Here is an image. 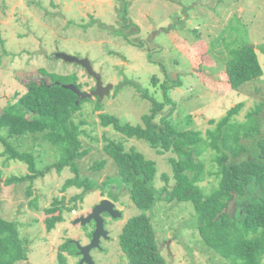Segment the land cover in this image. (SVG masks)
I'll return each instance as SVG.
<instances>
[{
    "label": "rangeland",
    "instance_id": "1",
    "mask_svg": "<svg viewBox=\"0 0 264 264\" xmlns=\"http://www.w3.org/2000/svg\"><path fill=\"white\" fill-rule=\"evenodd\" d=\"M242 43L254 46L263 75L232 88L226 75L228 52ZM56 52L89 58L103 84H111L112 88L98 100L101 108L96 109V98H91L74 115L75 122H83L80 138L83 148L89 149L88 154L76 160L78 173L70 166L60 173L53 167L31 183L25 180L5 184L10 176L31 173L25 162L7 159L5 145L0 141V216L15 222L27 248V258L14 264H57L60 246L67 240L86 244L92 225L82 226L73 221L87 216L94 205L107 197L102 192L110 188L115 193L119 191L116 205L122 216L111 221V238L101 243L104 251L96 250L90 255L95 264H129L120 248L119 236L129 218L142 210L130 200L117 177V165L103 151L106 135L123 140L127 147L134 146L147 158L156 160L158 171L153 187L163 197L146 214L166 263L231 264L207 244L195 227L192 203L165 199L172 192L164 188L173 183L169 158L176 157V153L158 154L144 141L125 139L111 126H102L100 115L109 113L123 122L137 124L143 114L151 112L143 91L164 102L161 86L167 82V95L172 102L154 121L167 117L179 130L199 132L206 140L200 155L193 157L204 164L205 173L198 185L204 194H209L220 178L218 153L208 145V131L216 129L217 123L236 105L241 107L232 121L244 122L248 112L264 103V0H0V112L25 91L19 80L25 84L31 79L48 81L47 73L66 77L74 74L81 90L90 91L95 86L83 67L55 58ZM64 82L73 83L69 77ZM117 86L122 87L119 92ZM256 117L262 130L259 137H263L264 106ZM242 141L252 151L254 140ZM9 142L30 152L34 140L28 136L20 141L11 138ZM35 142V157L39 159L41 154L45 163L53 162L56 153L52 147L44 148L41 140ZM250 155L253 157L254 151ZM248 156L244 154L238 159ZM100 159H106L105 166L92 169ZM38 165L44 167L43 162ZM163 174L169 176L168 185ZM76 177L87 178L94 186L88 191L71 186L63 192L66 180ZM81 193L82 198L74 199ZM62 198V220L48 231L46 218L58 215L59 211L45 210ZM261 199L264 186L253 177L244 186V194L234 193L224 212L238 220L247 203ZM63 253L67 264H80L76 254Z\"/></svg>",
    "mask_w": 264,
    "mask_h": 264
},
{
    "label": "trees",
    "instance_id": "2",
    "mask_svg": "<svg viewBox=\"0 0 264 264\" xmlns=\"http://www.w3.org/2000/svg\"><path fill=\"white\" fill-rule=\"evenodd\" d=\"M228 53L226 75L232 88H237L263 75L257 51L252 44L242 43L236 48H229ZM46 75L48 81L39 78L27 80L24 84L19 80L25 91L15 102L10 103L0 112V141L6 148L4 155H7V159L25 162L31 173L20 177L10 176L6 178L5 184L22 183L25 180L31 183L33 179L45 175L53 167L60 173L65 167L70 166L78 173L76 160L89 153L88 148H83L80 138L83 122H75L74 115L83 103L91 98L81 99L77 103L78 96L62 86L68 84L64 79L69 77L72 84L81 89V85L76 83V75L67 77L55 73ZM127 83L137 87L133 82ZM168 85L165 82L161 86L164 102L156 100L147 91H143V97L151 104V112L143 114L141 122L130 124L123 122L116 115L104 113L100 115L102 126H111L125 139L134 138L144 141L158 154L176 153V157L169 158L173 183L169 188H164L166 192H172L171 195H166L165 199L192 203L196 211L195 227L201 232L207 244L218 250L231 264H264V199L247 203L245 212L238 220L231 219L224 212L234 193L244 194V186L250 183L253 177L257 183L264 186V136L259 137L262 130L260 121L256 117L264 103L258 104L248 112L244 122H235L232 121V116L239 111L241 105L238 104L217 123L216 129L208 131L211 138L208 145L218 153L217 177L220 180L217 187L209 194H204L198 185L205 173L204 164L200 160H194L193 154L200 155L207 145L206 140L199 132L179 130L178 126H174L167 117H163L161 122L154 121L165 105L172 102L167 95ZM121 88L117 86V92ZM94 98H96V109L101 108V104L97 103L101 98ZM28 136H32L34 140L30 152L21 151L18 145L13 146L9 142L11 138L20 141L22 137ZM252 139L254 143L251 144L253 146L251 151L242 140L248 142ZM38 140H41V146L44 148L51 146L55 151L53 162L45 163V160L41 159V154L39 159L35 157V141ZM104 140L106 143L103 151L117 165V177L121 185L129 193L134 206L142 210L141 213L130 217L123 226L119 236L121 250L128 258L129 264H167L160 251L150 216L146 214V211H152L157 200L163 197L153 187L158 171L156 160L147 158L134 146L127 147L123 140L107 135ZM42 150L46 152L45 149ZM250 151H254L253 157ZM244 154L249 155L247 159L239 160L238 158ZM41 162L44 163V167H39L38 164ZM105 163L106 159L97 160L91 168L101 169ZM163 178L168 185L169 176L163 174ZM71 186L84 187L83 191H88L94 184L87 178H68L63 184L62 191H66ZM114 191L110 188L102 193L118 201L119 191L116 193ZM28 193H31L30 188ZM82 196L83 193L75 196L74 199ZM63 204L64 198L55 200L53 206L45 210L46 213L59 211L58 215L46 218L48 231L54 228L57 221L62 220ZM18 233L15 222L7 221L0 216V264H14L27 258L25 242L20 239ZM76 251L75 243L67 240L60 246L57 264H67L63 252L75 255Z\"/></svg>",
    "mask_w": 264,
    "mask_h": 264
},
{
    "label": "water",
    "instance_id": "3",
    "mask_svg": "<svg viewBox=\"0 0 264 264\" xmlns=\"http://www.w3.org/2000/svg\"><path fill=\"white\" fill-rule=\"evenodd\" d=\"M54 57L62 59L65 62L76 63L80 65L84 68L87 74L95 80V87L90 91H83L72 83L62 85L64 88L72 90L78 96V100L76 101L77 103L79 102V100L84 98L99 97L102 99L104 96L109 94L112 85L103 84L101 74L93 69L89 58H80L64 52H56L54 53ZM114 206L115 203L112 200L104 198L93 207L92 212L89 215L80 216L73 221L74 224L80 223L81 225H86L91 221H94L95 223V227L89 243L82 245L79 241L74 242L78 249V254L81 256L80 264H95L90 255V251L94 248H100L101 238H108V232L104 228V219L102 218V214L107 213L112 218L121 217V213L117 209H115Z\"/></svg>",
    "mask_w": 264,
    "mask_h": 264
},
{
    "label": "flooded vegetation",
    "instance_id": "4",
    "mask_svg": "<svg viewBox=\"0 0 264 264\" xmlns=\"http://www.w3.org/2000/svg\"><path fill=\"white\" fill-rule=\"evenodd\" d=\"M105 198H107V197H105ZM104 199V198H103ZM102 199V200H103ZM108 199H110L109 197H108ZM114 203H115V206H114V208L115 209H117L120 213H121V216H122V212L118 209V206L116 205V202L117 201H115V200H112ZM95 206V205H94ZM93 206V207H94ZM93 207H92V209H93ZM92 212V210L87 214V215H89L90 213ZM102 218L104 219V228L107 230V232H108V238H107V240H109L111 237H110V231H109V225H110V223H111V221H116V219H119V218H121V217H119V218H112L109 214H107V213H103L102 214ZM87 225H92V227H93V229H92V231H91V233L89 234V241L87 242V243H89L90 242V240H91V235H92V232H93V230H94V227H95V223H94V221H91L90 223H88ZM83 226V225H82ZM86 226V225H85ZM103 240H106V239H103V238H101V240H100V248L98 249V248H94V249H92L91 251H90V253H92L93 251L94 252H96V250H98V251H100V252H102V251H104V248L103 247H101V243H102V241ZM72 241V240H71ZM76 240H73V242H75ZM86 243V244H87ZM85 244V243H84ZM83 244V245H84ZM77 248V247H76ZM75 254L79 257V261H80V259H81V256L78 254V249H77V251L75 252ZM85 264V263H84Z\"/></svg>",
    "mask_w": 264,
    "mask_h": 264
}]
</instances>
